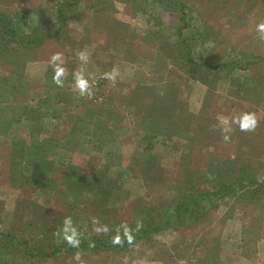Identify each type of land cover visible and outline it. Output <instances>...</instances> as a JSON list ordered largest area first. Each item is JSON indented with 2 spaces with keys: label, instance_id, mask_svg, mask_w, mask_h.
<instances>
[{
  "label": "rangeland",
  "instance_id": "rangeland-1",
  "mask_svg": "<svg viewBox=\"0 0 264 264\" xmlns=\"http://www.w3.org/2000/svg\"><path fill=\"white\" fill-rule=\"evenodd\" d=\"M63 1L0 0V12L20 17L19 35L46 38L37 47L10 44L0 53V84L14 88L0 106L16 107L8 118L19 119L0 134V145L32 132L38 141L55 138L63 143L46 146L47 160L63 170L72 159L89 174L99 168L85 161L102 163L119 189L102 199L65 191L70 184L58 193L41 185L18 189L7 170L0 171V233L25 242L10 262L23 264L38 250L48 254L52 245L68 243L62 235L67 217L78 239L100 232L116 238L150 209L180 207L175 200L186 193L193 201L200 190L249 174L252 185L237 181L226 196L200 198L199 219L186 227H171L124 251L64 249L31 264H264V197L253 192L264 187V34L257 29L264 0H78L64 8L68 22L51 38L61 25L56 12ZM182 38L197 65L210 69L188 71ZM56 54L55 64L65 69L62 86L53 82ZM113 70L115 81L105 76ZM78 73L91 95L76 88ZM29 107L45 115L27 121L21 115ZM245 114L255 117L251 130L234 122ZM144 119L160 121L158 132L171 130L165 133L169 148L157 145L150 164L143 159L150 147L145 151L140 143L149 134ZM126 169L131 179L122 177ZM71 184L88 188L94 178Z\"/></svg>",
  "mask_w": 264,
  "mask_h": 264
},
{
  "label": "trees",
  "instance_id": "trees-1",
  "mask_svg": "<svg viewBox=\"0 0 264 264\" xmlns=\"http://www.w3.org/2000/svg\"><path fill=\"white\" fill-rule=\"evenodd\" d=\"M77 1L78 0H64L62 3L58 4L56 15L61 18V25L53 32V35L50 36L51 38L58 37L60 35L62 25L68 22V19L63 15L64 8L73 4L76 5L78 3ZM180 3L182 6L184 5L182 2ZM20 25L21 21L18 15L13 16L0 12V53L7 51L6 48H8L10 44L20 46L23 49H29L40 46L46 39L44 36L36 37L35 35L31 34L25 36L19 35L18 28ZM183 27H185V25ZM181 29L182 28H180L178 32L179 37H181ZM37 30L44 32V30L41 28H38ZM186 41V38H182L180 44L184 46L183 52L187 50L185 56L188 58L186 60L188 71L190 73H194L198 69H210V66H207L205 63L197 65L195 60L192 58L190 47L187 44L185 45ZM184 58L185 57L183 56V59ZM229 65L230 63L225 64L223 67L228 69L227 67ZM198 79L202 80L200 77ZM3 80L4 79H2V81ZM8 85L3 87L0 84V99L3 96L6 98L11 93V91L14 90V88H12V90L9 89L7 87ZM44 103H46V100ZM9 107L12 106H9L8 104L6 109H2L0 106V114L3 116V118L0 120V134L5 133L7 130L9 131L12 124L19 122V119L16 116H13V118H8V110H17L16 107ZM28 109L29 111L24 112V114L21 115L27 121L37 123V120L45 115L38 113L34 115L32 108L29 107ZM91 117L93 116L91 115ZM145 121V119L142 120L141 126L144 127L145 131L148 130L147 132H149V134L143 136L140 139V143L144 146L145 151H147V149L150 147L149 151L143 155L144 163L150 164L155 161V158L153 157H156V154L154 152L151 153V151H153L157 145L166 149L169 148L170 140L165 135V133H171V130L169 127H164V132H158L157 129L161 128L160 121L158 123H155L154 121H147L150 124L149 128L145 126V123H147ZM161 136L162 138H159ZM27 138L29 140L26 138H19L14 142H4L1 143L2 145H0V171H3V169L7 170L6 172L9 174L8 179L12 187L26 189L35 188L36 186L41 185L58 193V188L65 189V187L70 184V188L67 187L65 191L76 193L78 196L83 192H89L90 194L98 193L101 199L103 198L102 195L104 196L105 194H109L112 196L114 191L119 189V186H115L113 183V181H116L117 178L109 179L106 177L107 175L105 168L104 166H101L102 163L98 164V162L92 163V161H85V165L88 167L89 164H94L99 168L96 169L93 167L91 174H89L88 171H85V168H83L84 171H81V167H79L75 161H72V159L63 170L56 167L53 161L47 160L45 155L46 146H57L62 144L63 141H59L52 137L38 141L33 132L27 134ZM63 146L67 147V142L66 145ZM138 154H141V152ZM137 162L140 161L138 160ZM88 167L86 168L88 169ZM126 171L124 170L122 177L131 179L132 176L129 174L130 171L127 169ZM242 176L243 177L240 178L237 177L236 181L232 185L230 183L225 185H214L215 183H212V186H214L211 189L198 191L197 193L200 194H198L197 198L193 201L190 199L189 193H186L175 200V204H179L180 207L170 205L148 210L146 213H143L141 216L142 219L138 223H136L134 226H131L132 231H129L130 233L121 232L122 236H119L120 243H115V238L110 236L107 232L103 233V235L102 232H100L98 235L94 234L82 239L79 238V245L77 247H73L69 243L63 242L52 245V249L48 254H43V252L38 250V254L36 256L31 253L32 255H29V259H27L28 261L26 260L27 262L23 264H31L36 257L51 258L59 254L60 251L64 249L67 252H101L105 250L124 251L129 249L132 244L152 238L156 234L171 227H186L199 219V217H194V215H197L196 211L200 205V198L209 196H226L227 194L233 192L234 188H237V181L241 183L242 186H244V184L246 185L247 183L249 185L253 184L252 179L254 180V177L252 175L242 174ZM88 178H94V184H90L88 188H85L83 185H81L79 188H76L71 184L85 182L88 180ZM228 178L229 177H227V179ZM253 192H255L256 195L259 194L261 198L264 197L263 186H258V188L254 189ZM192 208L195 209L194 212L192 211ZM154 213L155 217L153 216ZM14 237L15 235L10 234L9 232L6 234L0 233V264H15V261L10 262V259L12 260V256L20 253V250L17 251L15 247L18 246L19 249L21 244H24L25 242L21 241V243H17L18 239L20 238L17 237L18 239L16 240ZM129 237H131L130 241ZM14 250H16V252ZM26 251L28 252V250Z\"/></svg>",
  "mask_w": 264,
  "mask_h": 264
},
{
  "label": "clouds",
  "instance_id": "clouds-1",
  "mask_svg": "<svg viewBox=\"0 0 264 264\" xmlns=\"http://www.w3.org/2000/svg\"><path fill=\"white\" fill-rule=\"evenodd\" d=\"M257 29L260 33L264 34V23L258 24ZM262 38H264V35H262ZM79 58L83 61L87 60V56L84 53H79ZM53 65H54V75H53V82L58 85L62 86L63 81L61 77L65 73V69L58 64H55L56 61L60 60L59 54L53 55L51 58ZM118 73L113 70L110 73H105V76L107 79L115 81L116 76ZM75 86L79 90L80 94L83 95L86 92L91 95V92L89 91V84L88 81L83 77L82 74H76L75 76ZM234 122L239 123V126L242 130H251L256 125L255 117L251 114H245L238 120H234ZM222 123L225 125V131H230V128L227 127L228 121L226 119L222 120ZM228 137L225 136V140H227ZM97 231H107V228H97ZM125 231L127 232V228L125 227ZM62 235L63 238L73 247H77L79 245V239H78V233L74 227H72V221L70 217L65 218L63 229H62ZM131 240V237H129V241ZM115 243H120V239L117 236L115 238Z\"/></svg>",
  "mask_w": 264,
  "mask_h": 264
}]
</instances>
